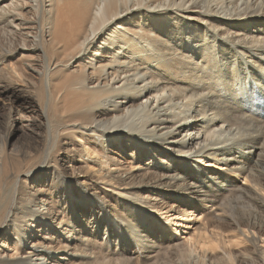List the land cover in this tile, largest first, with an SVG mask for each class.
<instances>
[{
  "label": "bare ground",
  "instance_id": "bare-ground-1",
  "mask_svg": "<svg viewBox=\"0 0 264 264\" xmlns=\"http://www.w3.org/2000/svg\"><path fill=\"white\" fill-rule=\"evenodd\" d=\"M0 99V264H264V0H0Z\"/></svg>",
  "mask_w": 264,
  "mask_h": 264
},
{
  "label": "rangeland",
  "instance_id": "rangeland-1",
  "mask_svg": "<svg viewBox=\"0 0 264 264\" xmlns=\"http://www.w3.org/2000/svg\"><path fill=\"white\" fill-rule=\"evenodd\" d=\"M21 69L25 70L26 74H28L26 69L23 66H20V70ZM66 82H67V80H62L63 86L65 85ZM20 88H21V85H20ZM9 109H10L9 103L3 99H0V121H1L0 122V142H1L0 145L2 144L3 140L8 135V133H9L8 131H10L9 130V125H10ZM24 141L25 140L23 139V134H21V132H20L18 134V136L10 142V144H13L15 147H20L25 143ZM107 147L114 154H120L121 150H125L124 148L115 146L113 143H110V146H107ZM127 157L129 158V156H127ZM80 178L84 179L82 176H80Z\"/></svg>",
  "mask_w": 264,
  "mask_h": 264
}]
</instances>
